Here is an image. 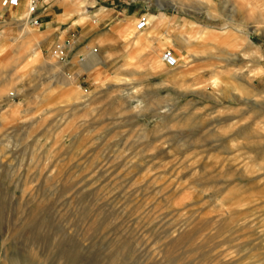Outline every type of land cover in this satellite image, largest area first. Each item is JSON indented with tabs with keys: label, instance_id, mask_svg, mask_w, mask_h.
<instances>
[{
	"label": "rangeland",
	"instance_id": "1",
	"mask_svg": "<svg viewBox=\"0 0 264 264\" xmlns=\"http://www.w3.org/2000/svg\"><path fill=\"white\" fill-rule=\"evenodd\" d=\"M42 1L0 7V264H264V0Z\"/></svg>",
	"mask_w": 264,
	"mask_h": 264
},
{
	"label": "built area",
	"instance_id": "2",
	"mask_svg": "<svg viewBox=\"0 0 264 264\" xmlns=\"http://www.w3.org/2000/svg\"><path fill=\"white\" fill-rule=\"evenodd\" d=\"M20 0H0V7L2 9L5 8H9V7H14L17 5V3ZM37 3V0H29L26 4V22L28 23L27 25L29 26H37L38 23V17L35 16V5ZM146 21L144 20V18H140L137 22H136V30L140 31L143 30L146 27ZM160 61L161 63L166 67V68H174L176 65V62L174 60V57L172 56V54L170 53V51L168 50H163L160 54Z\"/></svg>",
	"mask_w": 264,
	"mask_h": 264
},
{
	"label": "bare ground",
	"instance_id": "3",
	"mask_svg": "<svg viewBox=\"0 0 264 264\" xmlns=\"http://www.w3.org/2000/svg\"><path fill=\"white\" fill-rule=\"evenodd\" d=\"M29 0H20L18 3H17V5L16 6H14L15 8H17V11H18V13H17V11H13V15H12V19L13 20H15V21H19V19H20V17L21 16H23V13H24V10H25V8H26V4H27V2H28ZM23 4H25V5H23ZM13 7V8H14ZM19 7V8H18ZM35 10H37V6L35 5ZM21 11H23L22 13H21ZM36 16V15H35ZM24 17H25V21L24 22H26V17H27V14H26V11H25V14H24ZM27 23V22H26ZM28 24V23H27ZM67 46V45H66ZM69 47H71V45L69 44L68 45ZM89 58V59H88ZM88 58H86V61H85V65H84V68H85V70H87V71H91V69L93 68V66L94 65H97L98 64V61H97V58L92 54V52H91V54L89 55V57ZM99 60V59H98ZM174 60H175V58H174ZM175 62H176V65H175V68L177 67V60H175ZM114 254V253H113Z\"/></svg>",
	"mask_w": 264,
	"mask_h": 264
},
{
	"label": "crops",
	"instance_id": "4",
	"mask_svg": "<svg viewBox=\"0 0 264 264\" xmlns=\"http://www.w3.org/2000/svg\"><path fill=\"white\" fill-rule=\"evenodd\" d=\"M42 2H43L42 0L40 2H38V4H37V10H35V15L38 18H41L42 17L41 16L42 15V13H41V11H42ZM0 10H1V8H0ZM2 10H4V13L7 12V11L9 12L8 13L9 17L7 19L12 21L13 20L12 19V15H13L12 9L11 8H9V9L8 8H5V9H2Z\"/></svg>",
	"mask_w": 264,
	"mask_h": 264
}]
</instances>
